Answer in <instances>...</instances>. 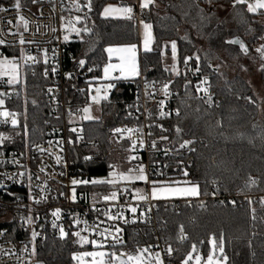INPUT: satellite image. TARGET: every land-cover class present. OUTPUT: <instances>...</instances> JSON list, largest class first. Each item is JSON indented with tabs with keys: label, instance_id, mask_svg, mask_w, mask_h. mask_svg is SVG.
Returning a JSON list of instances; mask_svg holds the SVG:
<instances>
[{
	"label": "trees",
	"instance_id": "16d2710c",
	"mask_svg": "<svg viewBox=\"0 0 264 264\" xmlns=\"http://www.w3.org/2000/svg\"><path fill=\"white\" fill-rule=\"evenodd\" d=\"M27 1L20 3L28 6ZM88 2L79 0L80 11L69 9L65 16L67 25L69 20L80 16L78 26L88 29L87 32L81 31L79 36H73V56L68 64L72 73L70 78H64L67 92L62 98L70 96L73 103L80 99L75 95L74 88L102 78V63L108 61L105 48L112 45H138L141 40L132 19L101 16L106 4L122 3L124 0H91V11L85 7ZM154 2L150 6L151 51H139V75L131 80L135 83L142 76L144 81L167 79L172 82L177 96L174 105L180 115H169L155 122L153 135L161 143H170L174 147L170 156L171 164L182 161L185 171L189 173L187 177L184 176V180L198 183L201 194L188 197L192 199L190 202L182 198L173 199L172 203L160 200L155 206V233L149 226L134 224L127 229L124 245H117L115 251L134 252L137 246L151 245L157 236L164 245H171L172 256H168L166 261L175 264L187 255L193 244L206 255L210 249L209 238L215 236L219 240L223 233L228 264H264V206L260 204L261 198H251V205L248 204L249 199L242 198L244 195L264 194V71L259 69L263 91L258 96L243 75L239 72L229 74L223 65L224 58L240 61L241 57L247 56L240 52L239 45L226 44L225 40L238 38L245 42L264 35V23L260 20L264 11L248 13L246 6L237 5L233 8L230 0H213L211 8L205 0ZM197 4L205 10L203 20ZM213 12L215 14L210 16ZM173 40L177 44L179 75L165 71L163 65V54L171 52ZM249 54L264 63L255 50H249ZM197 55L200 57V70L211 76L215 94L211 103L196 97L194 80L189 78L190 74L183 63L184 57L192 56V69L195 70ZM81 59L85 60L83 67L78 63ZM89 68L93 71L89 72ZM25 72L26 84L22 82L19 95L8 102L10 108L20 113V126L5 128L0 132L9 137L4 142L9 148H22L25 141L29 143L44 138L47 120L52 125L69 126L75 123L62 110H59V119L51 118V110L42 91L47 79L39 70L32 76L28 69ZM121 87L124 86L118 85L109 101L100 104L101 114L97 120L76 122L82 128L86 143L77 148L73 146L68 151L73 164L80 168L81 175L86 179L106 176L107 165L113 163L115 156L125 158L129 155V142L117 141L111 133L127 120L120 113L119 105L132 95L133 84L129 90ZM249 97L251 102L246 99ZM33 100L36 101L35 105L32 104ZM25 124L27 135L24 133ZM160 125L166 131H162ZM177 125L182 129L179 136L175 132ZM57 133H60V129ZM161 136L169 139L161 140ZM184 140H193L194 143L181 149L180 143ZM86 156L91 159L85 160ZM249 177L257 183L245 187ZM119 186L90 183L85 187L87 191L103 192ZM230 196L234 199L227 198ZM230 200H234L235 205L229 203ZM253 208L256 209L255 221L251 219ZM179 225H183L188 237L183 242L177 239ZM2 227L6 228L7 237H26L15 221L0 229ZM33 246L36 249L33 259L38 264H73L72 254L81 248L71 232L61 239L59 234L49 231Z\"/></svg>",
	"mask_w": 264,
	"mask_h": 264
},
{
	"label": "built area",
	"instance_id": "2783aa9c",
	"mask_svg": "<svg viewBox=\"0 0 264 264\" xmlns=\"http://www.w3.org/2000/svg\"><path fill=\"white\" fill-rule=\"evenodd\" d=\"M22 1L20 0V2ZM230 1L233 2V0ZM78 2L79 0H76V3ZM249 2H252V0H249ZM140 3L141 0H134L130 5L133 9L130 19L135 22L139 35L140 29L143 27L141 21L148 24L152 23L151 5L146 9H141ZM14 4L15 0H0V7L7 9V11H0V39L6 41V45H0V53L9 57L12 55L18 57L20 48L23 47L25 55L37 57L39 63L32 65L31 68L24 69V71L28 69L32 76L33 70L35 72L39 70L43 75L45 68L43 50H47L48 76L45 78L47 83L42 91L47 105L50 107L51 118L57 119V117H60L59 110L68 113L69 109H71L75 114L79 112L78 109L87 106L90 103L89 86L92 89L91 95H95L96 88H101V94H103V86L108 83H114L116 86L108 93L110 99L118 85L124 86L121 88H128L129 90L133 84L132 95L124 99L119 105L120 113L127 120L115 128H140L143 132L145 147L129 152L128 157L135 155L137 159L129 162L127 157V162L136 169L140 164H143L149 181L157 180L171 185L173 184L172 182L183 181L185 179L183 162L178 161L175 165L171 164L170 156L174 152V147L170 143H161L153 135V124L166 117H160L159 112L161 109L158 102L165 100L163 111L170 113V115H174L177 110L174 105L177 96L172 82L167 79L144 81L142 76H139L138 81L135 83L131 80L133 77L118 81H109L101 78L88 81V83L74 88L75 95L80 98L76 103H73L70 96L67 99H63L62 95L67 92L64 78L66 76L69 78L67 74L72 73V70L68 68V64L72 60V41L74 40V35H69L66 30L67 22L65 16L69 9L75 8L73 0H37L36 3L28 0V6L20 3L19 13L15 10ZM20 15L28 21L27 31H25L22 23L17 26V18ZM9 20L12 21L11 24L8 23ZM20 34L23 35L25 41H34V43H25L21 46L19 44ZM65 35L69 36L67 41L64 40ZM243 43L249 50H255L261 45V40L254 39ZM106 63H102L101 68ZM185 67L190 74L189 78L194 80L195 89L203 78L206 77L208 79L210 85L209 93L212 96L211 102H213L215 94L211 84V76L201 70L199 73H195V70L192 69V60ZM53 68L56 69L54 74L52 73ZM113 76L120 75L116 72ZM164 83H169L171 95L167 98L160 91ZM146 84L147 88L145 87ZM48 88L53 89L52 95L56 98L55 102L50 99V94L47 92ZM81 89L83 91H80ZM0 91L12 93L11 99H6L5 106L15 111L13 107L10 108L8 106V102L17 97L16 92L20 93L19 85L13 89L0 84ZM196 97L205 102L207 100V96L203 92H197ZM103 102L106 101L101 103ZM92 106L100 105L92 104ZM45 125V137L29 143L25 141L22 148L18 146L9 148L4 145L6 140L0 144V227L15 221L26 236L24 238H10L5 233L6 228L2 227L0 229V264H32L34 242L41 239L47 231L51 234H59L60 227H63L66 233L80 232L89 241L95 239L98 242H104L106 245L111 244L113 242L112 236L117 235L115 232L116 227L122 229L119 235L123 242L126 239L127 229L134 224L149 226L155 233L157 223L155 206L160 200H151V198L147 202L134 200L133 191H131L129 186L126 187L124 185L103 192L87 191L84 184L72 185L71 181L73 179L88 180L81 175L80 168L73 164L68 151L73 146L77 148L86 143L83 131H81L82 128L77 123H72L69 126L52 125L50 120H47ZM5 128L10 129L13 127L10 123L4 124L0 122V132L5 130ZM72 128L77 131L72 132ZM58 129H60V133H57ZM149 132L152 133L150 136L148 135ZM111 133L117 141L131 143L126 134L125 138L121 139L120 133L113 134V131ZM77 134L81 135L82 139L77 140ZM136 136H139V133ZM136 136H133V138H136ZM69 140L72 143H69ZM153 140L157 141L155 150L151 147ZM48 141H52V143L49 144ZM58 141L62 143L58 144ZM41 148L45 149V151L41 152ZM165 149L168 150L167 155L165 154ZM57 156L61 157L59 163L56 159ZM109 165L114 166L116 170L115 164L110 163L107 165V174L112 170ZM146 187L145 194H148L150 193L151 184H146ZM73 188H75V201L72 200ZM124 189H127V191H124ZM113 191L117 192L118 200L105 201L104 197L110 195ZM30 196L31 198H29ZM262 197H264V194L242 196V198H247V200ZM227 198L234 199L233 196ZM182 199L187 202L192 201L190 198ZM164 201L172 203L173 199ZM129 205L137 207L136 214L128 211ZM57 208L61 210L59 219L52 216V212ZM149 208H151L150 212L148 211ZM122 210L123 219H107L106 213L116 215ZM141 212L145 214L141 216ZM29 217L32 218L31 222H28ZM77 219L81 221L79 224L75 223ZM54 221L57 225L56 227H53ZM85 222L87 223L85 224ZM85 227L88 228V231H83ZM33 231L38 233L34 241L31 236ZM98 233H103L104 235H98ZM105 235L108 237L107 241L104 240ZM75 238L79 242V238ZM88 245L92 246L90 243ZM151 245H153L151 249L160 252L164 264H169L166 261L168 257L166 249L168 246L164 245L157 236ZM156 245L158 247H155ZM35 264L38 263L36 262Z\"/></svg>",
	"mask_w": 264,
	"mask_h": 264
},
{
	"label": "snow or ice",
	"instance_id": "6c2138e0",
	"mask_svg": "<svg viewBox=\"0 0 264 264\" xmlns=\"http://www.w3.org/2000/svg\"><path fill=\"white\" fill-rule=\"evenodd\" d=\"M37 0H32V3H36ZM74 6L76 8V11H80V5L76 3V0H73ZM205 3L209 6V8L212 7L213 5V0H205ZM154 0H141L140 3V8L141 9H146L149 7V5H153ZM237 5H243L246 6V10L248 13H257L260 10H264V0H252V2H249V0H233L232 7L235 8ZM85 7L88 8L89 11H91V0H89L88 4L85 5ZM198 11L202 14L201 15V20L205 19V16L203 15L204 9L199 7V4L196 5ZM15 10L19 13L21 4L20 0H15L14 4ZM0 11H7L6 8L0 7ZM133 12V9L131 7H122V8H116L111 5L107 6L104 8L103 12L101 15L107 17L110 15H116L120 14L124 16L125 18H131V13ZM215 13H210L209 15H214ZM18 25L19 23H22L24 26L25 31H27L28 28V21L22 16H18ZM63 19V18H61ZM81 20L80 16H75L73 20L68 21V25L66 26V30L69 32H74L77 36L80 35L81 31L87 32L88 29H80L76 27V24H78ZM74 21V22H73ZM9 24L12 23L11 20L8 21ZM141 24L143 25V28L145 29V39H144V51L149 52L151 51L150 44L152 42V33H151V28L152 25L145 23L141 21ZM55 31V29H53ZM15 35V33H14ZM69 39L68 35L64 36V40L67 41ZM259 39L264 40V35L260 36ZM25 43H34V41H25L23 38V35L20 34V39H19V44L23 46ZM224 43L229 44V45H239V50L245 55H248L249 49L247 46L238 38L236 39H229L225 40ZM0 45H6V41L3 39H0ZM14 47V46H13ZM105 52L108 53V58L109 61L111 60L113 55H116L118 59L120 60L119 64H113V63H107L104 68H103V73H104V79L109 80V81H118L120 79H128L130 77H135L139 75V68L138 64L136 62V45H126L122 47H107L104 49ZM255 52L259 54V57L261 61H264V43H262L259 47L255 49ZM171 55H172V60H173V66H172V72L175 75H179V70L177 67V44L176 41L173 40L171 41ZM193 60L192 56H186L183 59V63L185 66L189 64V61ZM199 60L200 57L197 55L195 56V62H196V67H195V73L200 72V65H199ZM43 62L45 64V68L43 71V76L47 78L48 76V68H47V63H48V56H47V50H43ZM39 63L37 60V57L32 56V55H25L23 47L20 48V53L19 56L17 57L16 55H12L11 57L7 55H3L0 53V84H4L8 88H16V86L22 84V68H31L32 65ZM79 66L83 67L85 65V60L81 59L79 60ZM211 66V65H209ZM260 69L264 71V63H261ZM56 71L55 68L52 69V73L54 74ZM89 72L93 71L92 68L88 69ZM119 71L120 76H113L112 73ZM165 71H168L166 68ZM33 75H35V71L33 70ZM70 78L71 74H67ZM23 82L26 84V73L24 74L23 77ZM116 85L114 83H108L103 86V94L101 88H96L95 89V95H91L92 89L91 86H89L88 92L90 96V103L83 107L82 109H78V111L82 112L81 119L82 120H93L95 119L92 114V104L95 105H100L102 101H108L109 96L108 93L111 89H113ZM147 88V84L145 85ZM209 82L208 79L205 77L203 78L200 83L197 85L196 91L197 92H203L207 96L206 102H211L212 101V96L209 93ZM185 89L187 90V83L185 84ZM80 91H83L81 89ZM160 91L164 94L165 98L171 95L169 91V83H164L160 89ZM47 92L50 94V99L55 102L56 98L53 93L52 88H48ZM17 96L19 95L18 92L15 93ZM12 93L6 92V91H0V122L4 124H11L13 128H17L20 126V121H19V116L20 113L16 111H12L8 109L5 104H6V99H11ZM251 102V98H246ZM27 101H25V104ZM160 106V112L159 115L160 117H165L167 115H170V113H166L163 111L164 105H165V100H160L159 102ZM32 104L35 105L36 101L33 100ZM175 114L177 116L180 115L179 109L176 110ZM68 115L70 117H73L75 114L69 109ZM27 119L26 112H25V120ZM59 119V117H57ZM71 123V120H70ZM151 127V126H150ZM162 131H166V129L163 128L162 125L159 126ZM72 132H76L77 130L75 128L71 129ZM82 131V130H81ZM113 134L120 133L121 136L120 138L123 139L125 138V134L127 135V138L130 140V147L128 149L129 152H134L137 148L143 149L145 147V141L143 139V132L140 128L138 127H131V128H115L112 130ZM175 132L177 136H179L182 132L181 127L178 125L175 126ZM24 133L27 135V124L24 125ZM139 133V136H136V134ZM152 133L149 132L148 135L150 136ZM133 136H136V138H133ZM9 139V137L0 134V144H2L5 140ZM82 139V136L77 134V140ZM161 140H168L169 138L167 136H161ZM69 143H72L71 140L68 141ZM49 144L52 143V141H48ZM58 144H61L62 142L58 141ZM194 143L193 140H184L182 143H180V148L184 149L188 147L189 145H192ZM152 149H156L157 147V141L153 140L151 143ZM191 151H194V149H189ZM41 152L45 151V149L41 148ZM167 149H165V154L167 155ZM57 162L61 160V157L57 156L56 157ZM91 157H85V160H89ZM137 159L135 155H130L128 157L129 162L132 160ZM110 169H112L109 173L108 176L109 178L107 179H93L91 181L89 180H76L73 179L71 181L72 185H77V184H84L87 185L89 183L96 185V184H108L115 186L121 182H135V181H143L145 184L150 183L151 184V189L150 193L145 194L142 192L140 189H136L135 192L133 193V199L137 201H143L147 202L150 198L151 200H159V199H167L171 197H198L200 193V186L198 183H193L191 181L185 180L183 184L185 186L182 187H177V186H172L171 184H165L162 181H157V180H152L149 181L148 175L145 170V166L143 164H140L137 169H132L129 168L128 172H118L115 170L114 166L109 165ZM43 171V169H41ZM136 172L137 174L133 175V172ZM23 175V173H21ZM184 176H188L189 173L187 171L183 172ZM11 179V177H9ZM173 184H178L180 182H172ZM257 181L255 179H252L249 177L248 182L246 183L245 187H250L251 185L256 184ZM124 191H127V189H124ZM72 200L75 201L76 196H75V188L72 190ZM215 195V193H213ZM31 198V196L29 197ZM105 201H117L118 200V195L117 192L113 191L110 195H107L104 197ZM38 202V201H37ZM229 203L235 205L234 200L228 201ZM221 203H224V201H221ZM248 204L251 205L252 201L251 199L248 200ZM260 204L264 206V197L261 198ZM128 211H130L133 214L137 213V207L129 205ZM148 211H151V208L148 209ZM252 216L251 219L253 221L256 220V209L253 208L251 209ZM61 214V210L57 208L55 211L52 212V216L56 217L59 219ZM145 213L141 212L140 215L143 216ZM107 219L108 220H116V219H123V210L116 214V215H110L107 214ZM31 217L28 218V222H31ZM81 221L80 220H75L76 224H79ZM127 222V221H125ZM87 222H85L86 224ZM55 221L53 222V227H56ZM83 231H88V228L85 227ZM107 232V230H105ZM115 232L117 235L112 236V243L111 244H105L104 242H98L97 240L93 239L89 241L87 237L82 236L80 232H73L72 235L75 237L79 238V242L81 244H91L93 247L92 251H83L76 253L74 252L72 254V259L74 261H78V264H164V260L160 254V252H151L150 249L153 247V245H148L146 247H139L137 246L135 248V251H123L121 250L119 254L115 251L117 245H124V242L119 235L122 232V229L119 227L115 228ZM38 233L33 231L31 233L32 240L34 241L37 237ZM59 235L61 239H64L67 237L68 233L65 232L63 227H60ZM98 235H104L103 233H98ZM255 235V234H254ZM108 237L107 235L104 236V240L107 241ZM177 239L181 242L185 241L188 239L187 235L184 232V227L183 225H179L178 227V232H177ZM203 243V241H201ZM209 244L211 245L210 250L207 253L206 258H204L196 248V245L193 244L191 246V251L187 253L185 258L182 260L181 264H190V262H193V264H228L229 257L225 253V238L223 236V233H221L219 240L216 239L215 236H211L209 238ZM105 247H108L112 249L111 251H105ZM155 247H158L156 245ZM249 247H251V244L249 243ZM36 252L35 246L32 248V254L34 255ZM167 255L169 257L172 256L173 249L171 245L168 246L166 249ZM193 253H196L195 257H193ZM254 255V254H253ZM86 258H91L90 260Z\"/></svg>",
	"mask_w": 264,
	"mask_h": 264
},
{
	"label": "rangeland",
	"instance_id": "374dc122",
	"mask_svg": "<svg viewBox=\"0 0 264 264\" xmlns=\"http://www.w3.org/2000/svg\"><path fill=\"white\" fill-rule=\"evenodd\" d=\"M124 1L125 2H122V3H108V4H106L104 6V8L109 6V5H111L113 7H116V8L130 7V5L133 3L134 0H124ZM104 8L102 9L101 13L103 12ZM262 11H264V10H262ZM101 16L105 17L103 15H101ZM107 17H123V16L120 15V14H116V15H110V16H107ZM260 20H261V22L264 23V16ZM76 27L80 28L78 26V24H76ZM68 34L72 35V36L76 35L74 32H69V31H68ZM140 35H141V41L144 42L145 29L143 27H141V29H140ZM262 43H264V40H261V44ZM118 46L119 45H112L111 47H118ZM170 48H171V45H170ZM106 55H107V58H108V53L107 52H106ZM113 56H115V55H113ZM113 56H112L110 61H109V58H108V61L111 62V63L113 62L112 60L114 59ZM116 58H118V57H116ZM260 64H261V62L259 60H256V57L254 55H252V54H249V55H247L245 57L243 56V58L241 57L240 61H238L236 59H231V58H224V63H223L226 71L229 74H234L236 72H239L241 75H243L244 78L247 80V82L251 85V87H252L253 91L255 92V94H257L258 96H261L262 95V91H263V88H261L262 87V83H261V80H260V75L258 74L259 73V69H260ZM163 65H164L165 68H167L169 71L172 72L173 60H172L171 52L169 54H163ZM24 69L25 68H22V82H23L24 74L26 73L24 71ZM172 74H173V72H172ZM112 75H113V73H112ZM101 77L102 78L104 77L103 70H102ZM91 114L95 118L93 120H97L100 117V114H101L100 107L99 106H92ZM81 116H82V112L79 111L78 113H75V115L72 117V119H73V121L75 123L76 122H81V121H89V120H82ZM113 163L115 164L116 171H118V172L127 173L129 168H132L134 170L136 169L134 166L130 165L127 162V157L124 158L121 155L115 156ZM132 174L135 175L137 173L134 171ZM107 178H109L108 174L106 176L105 175L104 176H97V177H94V178L88 179V180L91 181L93 179H107ZM184 181L185 180H183L182 182H180L178 184H172V186H177V187L185 186L183 184ZM119 184L120 185H128L130 187L131 191H133L132 194L135 192L136 189L142 190L143 193H145V191L147 190L146 184L143 181H135V182H131V183H129V182H121ZM174 198H176V197H174ZM159 200H165V199H159ZM79 244H80L81 248L76 253L83 252V251H92L93 250V247L89 246L88 244H81V243H79ZM208 245L211 248V245L210 244H208ZM104 250L105 251H111L110 249H108V247H105ZM150 251L153 252V253L156 252L153 249H150ZM197 251L204 258H206L207 254L203 255V253H201L199 250H197ZM117 254H119V252H117ZM195 255H196V253H193V257H195ZM86 259L90 260L91 258H86ZM183 259H180V261L178 263H175V264H181ZM35 263H36V261L34 259H32V264H35ZM73 264H78V261H74L73 260ZM190 264H193V262H190Z\"/></svg>",
	"mask_w": 264,
	"mask_h": 264
},
{
	"label": "crops",
	"instance_id": "0c3cea01",
	"mask_svg": "<svg viewBox=\"0 0 264 264\" xmlns=\"http://www.w3.org/2000/svg\"><path fill=\"white\" fill-rule=\"evenodd\" d=\"M152 33V32H151ZM141 37V36H140ZM151 45H152V42H151V44H150V48H151ZM122 46H126V45H119L118 47H122ZM108 47H110V46H108ZM140 50H144V42H142L141 40H140V43L138 44V45H136V62H137V64H138V56H139V51ZM117 56L115 55V56H113V64H119L120 63V60L118 59V58H116ZM117 59V60H116ZM107 63H109V61L107 62ZM106 63V64H107ZM111 63V62H110ZM139 66V65H138ZM104 68V67H103ZM103 68H102V70H103ZM119 75H120V73H119V71H116ZM116 72H113V75H114V73H116ZM128 186V185H127ZM177 198H188V197H176V198H174V197H172V198H167V199H177ZM166 200V199H165Z\"/></svg>",
	"mask_w": 264,
	"mask_h": 264
},
{
	"label": "water",
	"instance_id": "95a60500",
	"mask_svg": "<svg viewBox=\"0 0 264 264\" xmlns=\"http://www.w3.org/2000/svg\"><path fill=\"white\" fill-rule=\"evenodd\" d=\"M85 32V31H84ZM233 39H236V38H233ZM124 186H126V185H124ZM126 187H128V186H126Z\"/></svg>",
	"mask_w": 264,
	"mask_h": 264
}]
</instances>
